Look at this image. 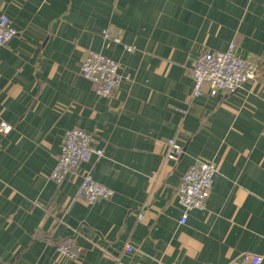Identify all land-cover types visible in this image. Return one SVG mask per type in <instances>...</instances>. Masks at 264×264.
Listing matches in <instances>:
<instances>
[{
  "label": "crops",
  "instance_id": "obj_1",
  "mask_svg": "<svg viewBox=\"0 0 264 264\" xmlns=\"http://www.w3.org/2000/svg\"><path fill=\"white\" fill-rule=\"evenodd\" d=\"M0 15L17 32L0 47V264H264V0H0ZM229 44L256 81L192 98L196 56ZM88 51L130 82L98 97L79 74ZM73 128L102 151L83 168L111 200L88 205L76 177L48 179ZM196 160L217 174L180 225L174 191ZM68 241L76 261L55 254Z\"/></svg>",
  "mask_w": 264,
  "mask_h": 264
},
{
  "label": "built area",
  "instance_id": "obj_2",
  "mask_svg": "<svg viewBox=\"0 0 264 264\" xmlns=\"http://www.w3.org/2000/svg\"><path fill=\"white\" fill-rule=\"evenodd\" d=\"M17 36L11 21L6 15H0V47L5 46ZM106 39L112 38L103 32ZM236 46L229 44L225 51L205 52L193 62L191 69L192 98H198L205 93L211 97L218 94L231 95L240 90L245 84L255 82L259 73L256 63L241 59L236 55ZM126 51H132L131 48ZM80 76L88 81L94 93L101 98H109L122 83L130 82V77L124 74L118 62L102 54L88 51L79 64ZM10 126L0 123V133L7 134ZM90 136L79 128L68 130L63 138L60 152L56 158L55 166L48 179L60 184L68 176L77 178V189L74 200H81L88 205L98 201H107L114 196V192L92 179L91 170L83 168L89 164L92 156L102 157L101 150L91 148ZM168 146L167 157L174 159L181 148L173 140L166 142ZM217 174V167L212 162L196 160L182 174L179 185L174 191V201L181 208L182 214L179 224H185L190 211H203L210 198L213 180ZM139 220L142 215L138 216ZM125 251L132 253L134 249L129 245ZM82 249L75 242H64L55 248V254L64 261H76L80 258ZM260 256H247L243 264H261Z\"/></svg>",
  "mask_w": 264,
  "mask_h": 264
},
{
  "label": "trees",
  "instance_id": "obj_3",
  "mask_svg": "<svg viewBox=\"0 0 264 264\" xmlns=\"http://www.w3.org/2000/svg\"><path fill=\"white\" fill-rule=\"evenodd\" d=\"M203 53H205V52H203ZM201 54H202V53H200L199 55H201ZM199 55H198V56H199ZM198 56H196V58H197ZM196 58H195V59H196ZM258 75H259V73H258ZM257 77H258V76H257ZM167 152H168V150H167ZM77 183H78V182H77ZM111 190H112V189H111ZM112 191H113V190H112ZM113 192H114V191H113ZM114 194H115V193H114ZM113 197H114V196H113ZM113 197H112V198H113ZM112 198H111V199H112ZM111 199H110V200H111Z\"/></svg>",
  "mask_w": 264,
  "mask_h": 264
}]
</instances>
